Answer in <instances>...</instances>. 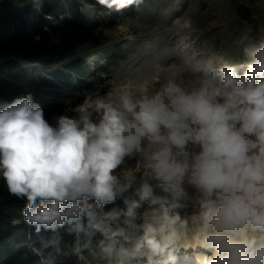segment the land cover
I'll return each mask as SVG.
<instances>
[{"label": "clouds", "instance_id": "1", "mask_svg": "<svg viewBox=\"0 0 264 264\" xmlns=\"http://www.w3.org/2000/svg\"><path fill=\"white\" fill-rule=\"evenodd\" d=\"M96 2L119 12L140 0ZM244 54L242 73L184 55L153 77L159 88L113 84L103 95L85 93L69 107L74 115L54 116V124L30 95L0 108V176L10 195L26 200L25 222L36 232L79 230L86 218L100 230L92 222L104 207L134 190L159 205L138 226L149 261L172 258L190 230L175 210L191 203L203 264H264V42ZM134 157L143 175L117 171Z\"/></svg>", "mask_w": 264, "mask_h": 264}, {"label": "trees", "instance_id": "2", "mask_svg": "<svg viewBox=\"0 0 264 264\" xmlns=\"http://www.w3.org/2000/svg\"><path fill=\"white\" fill-rule=\"evenodd\" d=\"M85 6L94 14L83 15ZM103 8L96 0H0V108L30 95L50 123L54 116L72 115L69 107L83 101L80 95L97 72L93 58L72 55L81 46H97L102 25L93 20ZM141 167L139 157L126 158L117 171ZM141 202L118 197L101 215L114 212L124 224H134L146 210L159 207ZM25 207L26 200L10 195L0 176V264H92L93 253L108 239L98 218L92 223H100V230L84 218L79 230L65 224L36 232L24 220Z\"/></svg>", "mask_w": 264, "mask_h": 264}, {"label": "rangeland", "instance_id": "3", "mask_svg": "<svg viewBox=\"0 0 264 264\" xmlns=\"http://www.w3.org/2000/svg\"><path fill=\"white\" fill-rule=\"evenodd\" d=\"M240 7L247 10L243 19L237 15ZM81 12L85 16L94 14L93 9L87 6L82 7ZM95 14L93 24L102 25V28L98 29L101 33L97 46H81L72 55L74 58H93L91 62L97 67L95 80L91 81L90 89L84 90L85 93L98 92L103 95L113 84L130 85L133 92L142 84H146L149 90L159 88L160 85L153 80L155 75L125 79L121 71L123 68L127 70L130 63H141L147 49L154 48L158 40L161 49L165 47L167 41L169 47H174L176 39L170 29L173 22L185 14L187 20H181L178 35L183 38L191 53L198 54V58H212L218 63L233 65L246 59L245 47L259 46L264 42V0H140L138 5L119 12L103 8ZM161 15L169 17L165 25L156 22ZM184 21H190L191 27H183ZM177 64L176 60H171L165 69ZM189 79L190 76H184L185 81ZM85 93L80 96L84 97ZM76 97L79 98V95L76 94ZM144 171L141 167L133 173L139 178ZM189 193L193 195L191 189ZM124 196L140 200L134 190H130ZM141 203H144V206L152 205L148 200ZM175 211H178L182 218L189 220L190 230L175 245L171 259L155 257L149 261L144 255L148 250L142 230L138 227L142 223V218L134 224H124L116 216L107 218L100 215L98 220L105 228L108 239L100 243V249L93 253L91 263L186 264L188 259L181 263L186 256H195L196 258L189 261V264H201L198 260H202L203 249L197 250L198 252L192 249L196 243L191 217L198 209L189 203L185 208ZM138 244L142 247L136 251Z\"/></svg>", "mask_w": 264, "mask_h": 264}, {"label": "bare ground", "instance_id": "4", "mask_svg": "<svg viewBox=\"0 0 264 264\" xmlns=\"http://www.w3.org/2000/svg\"><path fill=\"white\" fill-rule=\"evenodd\" d=\"M167 19H169L168 15H161L160 17H158L156 19V22L158 24L165 25ZM185 19L187 20V14H185L181 18V20H185ZM179 26L180 25L172 24V27L170 29L171 34L174 36V39H176V41H174V47H172V48L169 47V43L167 41L164 44L165 47L161 49L160 48L161 43L158 40L156 43V46L154 48H148L147 49L146 54L141 59V63H139V64L138 63H130L127 70L125 68L122 69L121 72L123 73L124 78L127 79V78H137V77H143L144 78V77H148V76L151 77V76L156 75L158 72L172 71L174 69H165L166 64H168L171 60H176L177 63L179 64L181 58L184 55H190L191 51L189 50L187 44H185L184 41L182 40L183 38L180 37V35H178V33H179L178 27ZM245 61H246V59L233 64V66L237 67L238 72L243 71V65L245 64ZM216 63L220 64L218 62H216ZM192 249L195 251L202 250L200 247H198L197 244H194ZM185 258L181 263L185 262L188 258H190V261H191V259H195L196 257L195 256H186ZM198 261L199 262L201 261V264H203L202 260H198Z\"/></svg>", "mask_w": 264, "mask_h": 264}, {"label": "water", "instance_id": "5", "mask_svg": "<svg viewBox=\"0 0 264 264\" xmlns=\"http://www.w3.org/2000/svg\"><path fill=\"white\" fill-rule=\"evenodd\" d=\"M246 11H247V10H246L244 7H240V8H238V10H237V15H238V17H239L240 19H243L244 16H245Z\"/></svg>", "mask_w": 264, "mask_h": 264}]
</instances>
